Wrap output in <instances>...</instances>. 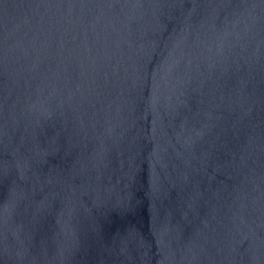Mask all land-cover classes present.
I'll return each instance as SVG.
<instances>
[{
  "label": "water",
  "instance_id": "95a60500",
  "mask_svg": "<svg viewBox=\"0 0 264 264\" xmlns=\"http://www.w3.org/2000/svg\"><path fill=\"white\" fill-rule=\"evenodd\" d=\"M0 264H264V0H0Z\"/></svg>",
  "mask_w": 264,
  "mask_h": 264
}]
</instances>
